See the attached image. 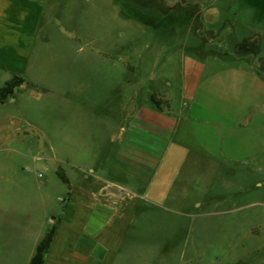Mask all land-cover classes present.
I'll return each mask as SVG.
<instances>
[{"label":"crops","instance_id":"1","mask_svg":"<svg viewBox=\"0 0 264 264\" xmlns=\"http://www.w3.org/2000/svg\"><path fill=\"white\" fill-rule=\"evenodd\" d=\"M96 1L0 0V89L20 77L76 95L55 156L45 158L67 188L59 198L62 213L37 234L28 264L52 228L44 264H139L144 253L154 252V246L140 243V221L154 220L166 204L183 206V217L210 204L207 195L190 196L195 174H216L221 158L238 154L256 106L249 92L239 97L238 91L242 86L264 91V76L253 64L226 62L219 50L199 59L186 43L156 38L150 43L135 37L141 42L135 52L121 38H103L102 47L84 55L87 70H79L81 39L88 35L85 44H94L97 27L89 20L82 32L81 17L114 8V17L124 21L125 30L128 26L112 0ZM28 88L23 84L14 93ZM101 92L107 97L99 98ZM84 93L86 102L80 98ZM259 107L264 110V104ZM128 163L153 168L146 184Z\"/></svg>","mask_w":264,"mask_h":264},{"label":"rangeland","instance_id":"2","mask_svg":"<svg viewBox=\"0 0 264 264\" xmlns=\"http://www.w3.org/2000/svg\"><path fill=\"white\" fill-rule=\"evenodd\" d=\"M112 1L128 18L127 29L123 20L114 17V8L81 17L82 32L89 20H95L97 27L91 34L94 44H85L88 35L81 39L79 70H87L84 55L90 48L102 47L103 38H121L135 52L141 49V42H134L140 37L150 43L155 38L186 43L187 52L203 60L209 57L206 52L219 50L226 62L253 64L264 76V0ZM213 9H218L216 17L209 14ZM169 23L175 25L170 31ZM243 87L239 97L249 92L248 100L256 106L246 122L248 134L240 135L238 154L221 158V171L216 174L196 173L189 190L190 196L207 195L210 204L190 217L181 215L183 206L166 204L164 211L153 214L154 220H141L140 243L143 248L154 246V252L144 253L139 264H264V110L259 107L264 104V91ZM82 95L86 102L88 94ZM107 95L97 93L103 99ZM75 96L72 90L62 92L47 85L17 90L0 104V264H28L37 234L48 226L50 217L62 213L59 198L66 197L67 188L55 165L49 166L45 158L55 156L61 143L59 130L73 118ZM128 168L144 184L153 173L146 163H128Z\"/></svg>","mask_w":264,"mask_h":264},{"label":"trees","instance_id":"3","mask_svg":"<svg viewBox=\"0 0 264 264\" xmlns=\"http://www.w3.org/2000/svg\"><path fill=\"white\" fill-rule=\"evenodd\" d=\"M23 84H26L29 88H37L36 85L27 82L25 79L20 77H13L5 86L0 89V103L4 102L9 96L13 95L15 89ZM153 103L160 105L161 102L152 98ZM55 234V229L52 228L46 235V237L37 246L36 252L30 262V264H44V257L49 249L51 242Z\"/></svg>","mask_w":264,"mask_h":264}]
</instances>
